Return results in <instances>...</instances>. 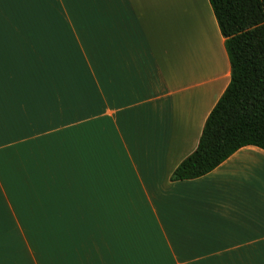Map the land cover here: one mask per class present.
Here are the masks:
<instances>
[{
	"label": "crops",
	"instance_id": "1",
	"mask_svg": "<svg viewBox=\"0 0 264 264\" xmlns=\"http://www.w3.org/2000/svg\"><path fill=\"white\" fill-rule=\"evenodd\" d=\"M229 80L208 0H0V264H264V149L170 179Z\"/></svg>",
	"mask_w": 264,
	"mask_h": 264
},
{
	"label": "trees",
	"instance_id": "2",
	"mask_svg": "<svg viewBox=\"0 0 264 264\" xmlns=\"http://www.w3.org/2000/svg\"><path fill=\"white\" fill-rule=\"evenodd\" d=\"M208 1L224 38L230 80L173 181L208 173L242 146L264 149V0Z\"/></svg>",
	"mask_w": 264,
	"mask_h": 264
},
{
	"label": "rangeland",
	"instance_id": "3",
	"mask_svg": "<svg viewBox=\"0 0 264 264\" xmlns=\"http://www.w3.org/2000/svg\"><path fill=\"white\" fill-rule=\"evenodd\" d=\"M62 179L60 181H67V182H72L76 180V175H71L69 173V175H62ZM23 196V192L21 191V197Z\"/></svg>",
	"mask_w": 264,
	"mask_h": 264
}]
</instances>
